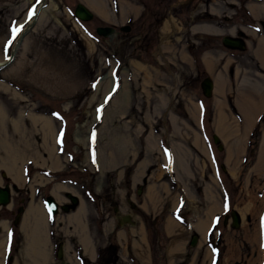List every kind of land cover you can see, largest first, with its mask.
Here are the masks:
<instances>
[{
    "label": "rangeland",
    "instance_id": "1",
    "mask_svg": "<svg viewBox=\"0 0 264 264\" xmlns=\"http://www.w3.org/2000/svg\"><path fill=\"white\" fill-rule=\"evenodd\" d=\"M39 1L0 0V58L10 59L4 48L13 22L24 26L12 62L22 57L18 75L6 77L0 66V107L8 117L21 109L22 118L20 128L9 120L0 125V157L8 151L21 157L24 184L17 186L0 162V185L9 184L4 176L13 184L10 210L1 208L0 214L16 242L10 264L21 257L24 241L20 224H12L20 197H25L23 206L34 196L42 209L48 195L60 210L49 230L40 226L51 234L46 264H79L77 258L83 259L81 264H213L208 234L214 224L211 239L223 248L218 264H264L257 224L258 214H264V77L253 78L249 72L254 67L249 47L255 39L247 28L264 20V0H43L47 10L27 27L28 13ZM79 1L94 13L92 20L74 16ZM168 19L174 24L162 33ZM77 24L89 35L90 47L78 37ZM97 26H113L119 33L99 36ZM122 26L129 30H120ZM243 31L251 39L242 54L222 44L223 36ZM104 75L113 78L115 88L108 89ZM204 77L214 82L210 97L202 92ZM219 77L222 86L217 88ZM4 85L9 91L2 90ZM246 108H254L248 120ZM218 113L226 117L225 135L216 129ZM93 117L89 128L80 126ZM47 118L56 132L50 145L60 160L52 170L49 158L38 151V128ZM76 129L87 133L85 144L74 140ZM96 149L101 163L112 158L103 173L95 163ZM37 159L39 166H34ZM151 186L158 202L154 209ZM67 190L78 197L81 214L61 209L69 202ZM209 194L217 202L214 208ZM232 209L241 217L238 228L230 226ZM123 214H130L133 224H119ZM81 226L84 240L78 233ZM139 227L143 259L132 243ZM5 232L0 229V264ZM57 242L67 246L64 257L63 252L59 258L53 254Z\"/></svg>",
    "mask_w": 264,
    "mask_h": 264
},
{
    "label": "bare ground",
    "instance_id": "2",
    "mask_svg": "<svg viewBox=\"0 0 264 264\" xmlns=\"http://www.w3.org/2000/svg\"><path fill=\"white\" fill-rule=\"evenodd\" d=\"M79 2H81V1H79ZM93 4L97 6V4H95V2ZM262 4H263V8H264V2ZM42 5H43V0H40L38 2V4L35 6L34 15L32 16V18L31 19L28 18L26 20L28 22V26L27 27H31L33 25V23L36 22V20L38 19V16L40 14L43 15V11L45 9L42 7ZM98 7H97V9L99 10L100 7L99 8ZM49 9H50V12H54L55 7L51 6ZM173 24H174V22H173L172 19L164 20V22H163V24L161 26V32L163 33V32L168 31L170 28H172L171 26ZM75 30L78 33V37L84 42V44H86V46L90 47L91 46V41H90L89 35H87V33L78 24L76 25V29ZM22 32L23 31H21L19 33V35L17 37V40L12 45V52H11L12 53L11 54L12 57H10L12 60L10 62H7L5 59L0 58V66H3L1 68H4V70L6 71L5 75H4L6 77L7 76L13 77V76L18 75L17 73H18V71H19V69L21 67L22 57H21V59L17 60V62H15V63H12V62H13V58L16 55L17 50L20 48L19 44H21V43L19 42L18 39L20 38V36H22L21 35ZM257 54H258L259 60L261 62H264V55H263V52L261 51V49L257 50ZM206 63H210V61H206ZM139 67L141 69L144 68L142 66H139ZM104 77L107 78V80L109 81V88L108 89L112 90L113 88H115L112 85L113 84V78H111L109 75H104ZM217 79H218L217 80V88H220V86H222V79H221V77H219ZM4 86H3L4 88H2V90L6 89L7 91H9L8 90L9 86L8 85L7 86L4 85ZM99 89H100V85L97 84L96 90H99ZM121 91H123V90H121ZM14 93L15 92L12 93L13 96H15ZM17 98H18V96H17ZM246 109H244V110L247 111L246 120H248V119L252 118L251 111L254 108H246ZM17 111L18 112H17V114L14 117H8L6 115V112H5L4 108L0 107V125L2 124L1 126H3V124H5V122H6V120H9L11 125H14L17 128H20L21 119H22L21 118V109L17 110ZM5 115L8 117L7 119H6ZM30 117L33 118L34 121L35 120L37 121V118H36L35 115L31 114ZM224 118L226 119V117H225V115L223 113H218V115H217V117L215 119V125H216V129L222 130L221 131L222 134L225 135L226 134L225 130H227L228 127L226 128V126H225L226 121H225ZM94 120H95V118L93 117L89 121L84 122L83 124H81L80 126H82V127L83 126H87L85 128H89L90 125L94 122ZM51 121L52 120H50V122H49L48 118L47 119H43L42 122L40 121V127L38 128L40 130V135H41V138H42V142H41L42 145H38V151H39V153L42 152V153L46 154V156L49 158V162H50L51 166L47 165V168L50 169V170H52V168H56L57 169V167L60 166V160H59V158L56 155H54V152H53L54 147H53V145L52 146L50 145V143H51L50 140L51 139L54 140V138L56 136V132L54 131V125H53V123ZM38 126H39V124H38ZM97 134H96V136H97ZM87 138H88L87 133H83L82 131H79L77 129L74 132V140L76 141V143L85 144V141L87 140ZM193 143H195V145H197V147L199 146V139H198L197 136L193 139ZM9 154H11V155H9ZM100 156H101V151L99 149H96L95 163L98 166H100L99 167L100 171L103 173V169L106 166H109V167L111 166L112 158L109 155V159H108V161H107V163L105 165V164L101 163ZM262 160L263 159H261V161ZM37 161H38V159L34 161V163H33L34 166H39V163H37ZM0 162L5 167L6 172L10 174V176H11L10 179L14 180V182H16L17 186L21 185L20 187H23V185H24L23 184V179H22L21 174L19 172V163L21 162V157L18 156L15 153V151H8V152H5V154H3V156L0 157ZM262 164H263V161H262ZM44 168H46V167H44ZM222 168H223V166H222ZM230 175L234 176L235 175L234 171H232L230 173ZM6 178H8V177L6 176ZM38 178L36 177V179H38ZM138 191H140V189ZM150 193H151V196L149 195ZM10 194H11V190H10ZM149 194H148L149 197L152 198V196L154 194V187L153 186H151V189L149 190ZM66 195H67V198L69 199V202H72L70 200V198L68 197V195L73 196V194L70 193V191L67 190ZM156 196L158 197L159 195H156ZM75 197H77V196H75ZM33 198H34V196L31 197V201L28 203V205L26 207V210H25V212L23 214L22 221L20 222V231L24 235V241L22 243V246L20 248V253H19V255L21 257L17 258L16 262L14 261L13 264H21V262H22V264H46L47 261H48L47 247H48V242L49 241H48L47 238L49 237V234H48L47 230L46 231H44L43 229H42V231L40 230V226H44L45 227V221L43 219L44 218V216H43L44 213L43 212L44 211L46 212V210H45L44 204L42 205L43 207H41L42 209H40L39 205L34 203V201H33L34 199ZM153 199L155 200V196H153L152 201H151L152 207L154 209L158 202H157V200L154 201ZM208 199L210 200L211 207L214 208L217 205V202L214 199L213 195L209 194L208 195ZM10 203H8L6 206H8ZM77 204H78V208H77L75 214L79 215V213L81 214V212H83V206H81L79 204V202H77ZM230 212H231V210H230ZM193 213L197 214V208L194 209ZM260 215L261 214L259 213L258 214V218H257V224H258V230H259V240H258L259 244H260V228H259ZM120 216H119V218H120ZM129 216H131V215H129ZM194 216H197V215H194ZM46 227H47V225H46ZM0 229L6 231L5 232V237H4V242L2 243V245L4 244L3 248H2V258H3V253H4V250H5V242H6L5 240L9 236V227L7 226L6 223L1 221L0 222ZM84 229H85V226H81L78 229V233L80 232V238H82V240H84L86 238V236H87L86 235V231L84 232ZM133 232L135 233L134 234L135 235V239H133V241H132V243L134 245V249H135L134 252H136V254L140 258L143 259L146 256V252H145L143 246H140L141 245L140 242L141 241L144 242L143 241L144 240V238H143V236H144L143 235L144 234L143 230L139 227L137 230H134ZM13 238H14V236H13ZM52 247H53V245H51V249H52ZM58 251H61V255H62V252H63V255H64V253H67V246H63L62 247V244L60 243V246L58 245ZM85 252L86 251H84V253ZM261 254H263L262 251H261ZM36 258H37L38 262H35ZM259 264H260V262H259Z\"/></svg>",
    "mask_w": 264,
    "mask_h": 264
},
{
    "label": "water",
    "instance_id": "3",
    "mask_svg": "<svg viewBox=\"0 0 264 264\" xmlns=\"http://www.w3.org/2000/svg\"><path fill=\"white\" fill-rule=\"evenodd\" d=\"M73 14L78 20H80L82 22L90 21L94 17V13L82 2L76 3L74 10H73ZM120 30L128 31L129 26H122L120 28ZM95 32L97 35L103 36V37H107V36L110 37L114 34L119 33V31L116 30V28L113 26H97L95 28ZM21 35L23 36V34H21ZM22 36H20V38L18 39L19 42L21 41ZM222 44L225 47H228L230 49H238V48H242L243 41L239 38L234 37V36L226 35V36L222 37ZM11 60L12 59L10 58L8 62H10ZM201 88H202L203 94L206 97L211 96L212 90H213V81L211 80L210 77H204V79L201 82ZM212 138H213L214 143L217 144L218 150H222L223 144L221 143V140H220L218 134L214 133L212 135ZM139 192L140 191H138V193ZM68 197L72 201V205L75 206L79 199L77 197H75L74 195L73 196L68 195ZM10 200H11V194H10L9 184H5L4 186L0 185V206H6L8 203H10ZM45 207H46L48 213L51 215H54L58 212V203L52 195H48L46 197ZM61 209L64 211L69 210L68 206H66V205H64V206L62 205ZM129 215L128 214L121 215L119 218V221H118L119 224H123V223L133 224V220L131 219V216H129ZM229 215L231 218L230 226L232 228H238L240 226V223H241V217H240L239 213L236 210L232 209L231 212L229 213ZM229 215H225L224 223H227ZM18 222H19V218L17 216L16 219L14 220V223L17 224ZM195 242H196L195 237H192L190 244L194 245ZM58 256L59 257L62 256L61 251H59ZM65 264H68V263L65 262Z\"/></svg>",
    "mask_w": 264,
    "mask_h": 264
},
{
    "label": "flooded vegetation",
    "instance_id": "4",
    "mask_svg": "<svg viewBox=\"0 0 264 264\" xmlns=\"http://www.w3.org/2000/svg\"><path fill=\"white\" fill-rule=\"evenodd\" d=\"M255 24H256V27L253 26V25L252 26L251 25H247V28L254 34L253 37L255 39V42H253L252 43V46L249 47L250 54L252 55L250 57V59L253 61V65H254V67H252L249 70V72H250V74H253L254 75L253 78L256 77V79H263V77H264V66L260 63V60H259V57H258V54H257V50L259 48H261V51L263 52V55H264V20L263 19H259L258 21L255 22ZM236 37H239V39H241L243 41L242 48L236 49V50H239V52L242 54V52H244L246 50V48H247V42H248V40L251 39V37H250L249 33L244 32V31L238 33V35H236ZM242 57H243V55H241V57L239 56V58L241 60H242ZM237 60H238V58H236V61ZM241 68H243V70L246 69L244 66H242ZM202 80H201V82H202ZM201 82H200V84H201ZM213 84H214V82H213ZM3 180H4V182L6 181L5 183H9V184L13 185L8 179H6L5 176L3 177ZM46 197L47 196H45L44 202L46 200ZM66 197H67V195H66ZM20 199H21L20 200V204H18L17 207H16V213H14V218H13L12 224H15L14 223V220L16 219L17 216L19 218V222L18 223L20 224V222L22 220V217H23V214H24V212L26 210V207H27L26 204L23 205V206L21 204V203L24 202L25 197H20ZM10 202H11V200H10ZM64 205L68 206V208H69V211H67V212L66 211H63L66 214H73L74 212H76V210L78 208V204H76L75 206H73L72 205V202H68L66 204H63V206ZM1 208L5 209V212H7L6 209L10 210V208L8 206L0 207V214H2L1 213L2 212L1 210L2 209ZM114 209H115V211H117V208H114ZM59 210L60 209H59V204H58V211ZM45 214H46V224L45 225H47V227H49L50 220L51 219H55L57 214L50 215V214L47 213V211L45 212ZM9 229H11V227H9ZM47 230H49V229L47 228ZM48 234H49V237H50L51 234H50L49 231H48ZM12 240H13V238H12L11 233H10V230H9V236L5 240L6 242H5V250H4V260L2 261V264H10V257H12V256L14 257L15 254H16V252H17V247L15 246L16 245V242L13 243ZM58 245L60 246V242H57L56 245H55V247H53L52 250H53V254L55 255V257H58L59 258V256H58L59 255ZM47 249H48V247H47ZM9 251L13 252V254L12 253H9ZM93 251L95 252V249ZM63 257H64V255H63ZM77 259H78L79 264H81V260H83V259L82 258L81 259L80 258H77ZM64 262L65 261L63 260V264H64Z\"/></svg>",
    "mask_w": 264,
    "mask_h": 264
},
{
    "label": "snow or ice",
    "instance_id": "5",
    "mask_svg": "<svg viewBox=\"0 0 264 264\" xmlns=\"http://www.w3.org/2000/svg\"><path fill=\"white\" fill-rule=\"evenodd\" d=\"M34 15V10L29 11L28 18L31 19ZM23 25H20L19 27L16 26V23L13 22V25L10 29L11 31V39L8 40L7 44L5 45L4 51H5V58L8 59L10 57L7 56L8 47L12 44V42L16 39L17 35L20 33V31L23 29Z\"/></svg>",
    "mask_w": 264,
    "mask_h": 264
},
{
    "label": "trees",
    "instance_id": "6",
    "mask_svg": "<svg viewBox=\"0 0 264 264\" xmlns=\"http://www.w3.org/2000/svg\"><path fill=\"white\" fill-rule=\"evenodd\" d=\"M213 230H214V226L209 231L208 241H209V244H210V246L212 248V251H213V254H214L213 264H218L219 261H220V255H221V251H223V248L222 247H219V246H215L213 244V240L211 239V234H212V231Z\"/></svg>",
    "mask_w": 264,
    "mask_h": 264
}]
</instances>
